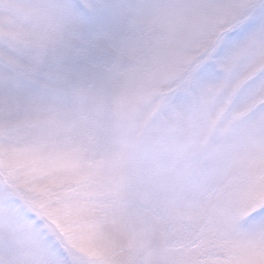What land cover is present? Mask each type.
<instances>
[{"label": "snow or ice", "instance_id": "obj_1", "mask_svg": "<svg viewBox=\"0 0 264 264\" xmlns=\"http://www.w3.org/2000/svg\"><path fill=\"white\" fill-rule=\"evenodd\" d=\"M0 264H264V0H0Z\"/></svg>", "mask_w": 264, "mask_h": 264}]
</instances>
